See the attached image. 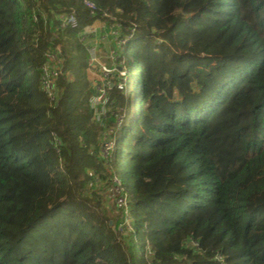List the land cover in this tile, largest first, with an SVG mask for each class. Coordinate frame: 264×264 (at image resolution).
Returning <instances> with one entry per match:
<instances>
[{
    "label": "trees",
    "instance_id": "16d2710c",
    "mask_svg": "<svg viewBox=\"0 0 264 264\" xmlns=\"http://www.w3.org/2000/svg\"><path fill=\"white\" fill-rule=\"evenodd\" d=\"M100 20L128 74L102 118L82 41ZM0 264H264V0H0Z\"/></svg>",
    "mask_w": 264,
    "mask_h": 264
},
{
    "label": "rangeland",
    "instance_id": "374dc122",
    "mask_svg": "<svg viewBox=\"0 0 264 264\" xmlns=\"http://www.w3.org/2000/svg\"><path fill=\"white\" fill-rule=\"evenodd\" d=\"M113 29L114 26L110 23V21L100 20L98 25L91 26L82 33V41L84 42L89 54V64H87L85 76L87 80H85L89 82L91 86H94V94L91 95L89 102L92 110L99 118L112 115V113H115L118 109L117 107H108L106 88L112 87L115 83L118 84L119 82L122 84L120 88H126L128 83L127 63L124 60L126 57L123 58V60L118 61L120 57L118 58V55H115L116 47L112 44ZM122 45L123 43H121L120 48ZM60 54L61 52L59 49L57 52L49 51L47 53V57L49 58L48 61L50 63H56L57 67H60L59 69H56L59 70V73H57L58 75H60V69H62V65H60V61H58V59L62 56ZM113 56L115 57L113 58ZM54 57H56V59ZM128 57L130 59V55ZM131 66L134 76V62L131 63ZM135 79L136 78H134V81ZM43 90L46 91L45 85ZM48 96L51 97L52 95ZM132 100L135 101V97H132ZM121 110L122 109H120V112ZM124 117L125 111L117 115V124L119 126L122 125ZM127 143L128 142L124 144V148H126ZM114 148L115 145L111 140H105L103 142L102 147L100 148L99 156L101 157L104 171H102V175H100L101 179L95 184L98 193L103 196L108 214L113 219L110 221V224L115 223V219L120 215V206L126 201V198L122 197L123 186L119 177L115 173ZM123 150L125 151V149ZM127 161H129V159H127ZM90 171L93 173L94 170L90 169Z\"/></svg>",
    "mask_w": 264,
    "mask_h": 264
},
{
    "label": "built area",
    "instance_id": "2783aa9c",
    "mask_svg": "<svg viewBox=\"0 0 264 264\" xmlns=\"http://www.w3.org/2000/svg\"><path fill=\"white\" fill-rule=\"evenodd\" d=\"M86 5L91 9V12L95 11V5L91 2H86ZM63 26H76L77 25V19L76 16L74 14L71 15H67L64 17L63 19ZM56 59V57H54ZM58 61L61 62V58L58 59ZM44 73L46 74V78L44 81V85H45V89L46 91L49 93V95H52L51 97H53L54 94V78L53 76H55V73L52 71H49L48 68L44 67ZM118 87L120 88L122 86V84L119 82Z\"/></svg>",
    "mask_w": 264,
    "mask_h": 264
}]
</instances>
